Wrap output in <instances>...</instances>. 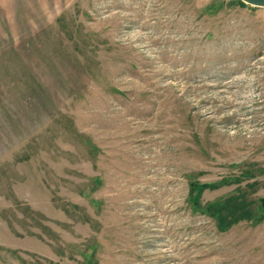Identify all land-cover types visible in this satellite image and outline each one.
<instances>
[{
    "label": "rangeland",
    "instance_id": "374dc122",
    "mask_svg": "<svg viewBox=\"0 0 264 264\" xmlns=\"http://www.w3.org/2000/svg\"><path fill=\"white\" fill-rule=\"evenodd\" d=\"M263 201L264 8L0 0V264H264Z\"/></svg>",
    "mask_w": 264,
    "mask_h": 264
},
{
    "label": "trees",
    "instance_id": "16d2710c",
    "mask_svg": "<svg viewBox=\"0 0 264 264\" xmlns=\"http://www.w3.org/2000/svg\"><path fill=\"white\" fill-rule=\"evenodd\" d=\"M239 3L242 2L239 1ZM204 187L205 186H199L198 184L191 183L189 194L190 206L193 208V210H202L208 216L214 218L219 230L225 231L231 224L235 223L236 221L243 218H249L250 211L248 210V207H245L243 209L245 203L240 199H229L202 206L200 195Z\"/></svg>",
    "mask_w": 264,
    "mask_h": 264
},
{
    "label": "water",
    "instance_id": "95a60500",
    "mask_svg": "<svg viewBox=\"0 0 264 264\" xmlns=\"http://www.w3.org/2000/svg\"><path fill=\"white\" fill-rule=\"evenodd\" d=\"M239 1L252 7L264 8V0H239Z\"/></svg>",
    "mask_w": 264,
    "mask_h": 264
}]
</instances>
